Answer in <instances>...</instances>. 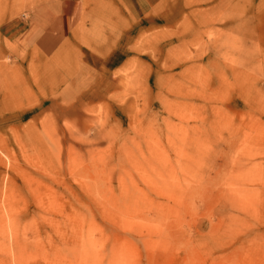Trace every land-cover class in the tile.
Instances as JSON below:
<instances>
[{
	"label": "rangeland",
	"instance_id": "1",
	"mask_svg": "<svg viewBox=\"0 0 264 264\" xmlns=\"http://www.w3.org/2000/svg\"><path fill=\"white\" fill-rule=\"evenodd\" d=\"M74 10L76 73L1 78L0 264H264V0Z\"/></svg>",
	"mask_w": 264,
	"mask_h": 264
},
{
	"label": "crops",
	"instance_id": "2",
	"mask_svg": "<svg viewBox=\"0 0 264 264\" xmlns=\"http://www.w3.org/2000/svg\"><path fill=\"white\" fill-rule=\"evenodd\" d=\"M79 0H37L26 14L23 4L11 10L9 19H0V82L5 77L6 61L14 70L36 68L37 74L58 77L65 70L78 69L79 56L74 45V9ZM74 10V11H73ZM59 28V30H58ZM22 53H26L22 57ZM26 63V64H24ZM76 73V70H75ZM6 94L0 107H7Z\"/></svg>",
	"mask_w": 264,
	"mask_h": 264
}]
</instances>
